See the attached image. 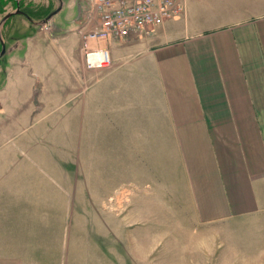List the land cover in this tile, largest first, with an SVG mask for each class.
Listing matches in <instances>:
<instances>
[{
	"label": "crops",
	"instance_id": "obj_1",
	"mask_svg": "<svg viewBox=\"0 0 264 264\" xmlns=\"http://www.w3.org/2000/svg\"><path fill=\"white\" fill-rule=\"evenodd\" d=\"M184 4L111 37L107 69L72 51L43 92L33 82L57 37L10 38L0 264H264V226L238 223L264 216V0Z\"/></svg>",
	"mask_w": 264,
	"mask_h": 264
},
{
	"label": "rangeland",
	"instance_id": "obj_2",
	"mask_svg": "<svg viewBox=\"0 0 264 264\" xmlns=\"http://www.w3.org/2000/svg\"><path fill=\"white\" fill-rule=\"evenodd\" d=\"M20 9L23 12H29L34 16L32 19L33 21H39L44 18L45 14L48 12H51L58 6V0H20ZM15 7L14 1L12 0H0V20L2 19L3 15H5L7 12L13 11ZM82 8L81 12H84V16L81 17L82 19L78 22H74V19L77 16L78 8ZM90 9L88 5L85 3L84 0H63V6L61 10L56 13L51 19L47 21V23H50V30L53 34V36L57 37V40L51 39L50 42H48L47 47L43 51V56L41 57V63L43 67V78L42 76H39V82L38 79H35L32 86V92H43L45 90V82L46 88L50 89L51 84L48 80L44 79L45 73L46 75H49L48 79L52 75H57L58 73H61L63 68L69 69L71 71V64H73V56L72 51H76V53L79 52V39L77 35V32L70 31V26L75 23L77 24V27H80V22L88 23L90 21ZM31 19V18H30ZM30 19L26 17L23 14H13L10 17L6 19V21L3 23L2 27L0 25V35L2 41L5 44V51L8 47V44H10V38L12 36H20V40H23L27 35L30 33H34L37 35L38 38L46 40L48 33H44L43 31L45 28L43 27L41 30V25L32 24ZM68 35L67 38V45H64V41L66 39L65 36ZM63 37V39H62ZM6 42H5V39ZM65 39V40H64ZM7 43V44H6ZM68 49L71 50L68 52ZM8 55V54H7ZM6 56V54H5ZM3 56V57H5ZM39 56V55H38ZM3 57L0 58V86L5 82V72H3V68L7 67L3 65ZM21 60V58L18 60V62ZM38 60L40 62V57H38ZM37 64V63H35ZM29 65H26L28 67ZM34 71V69H32ZM28 83L30 82V78H23L22 79V89H25ZM11 86L8 87V91L6 92H0V108L4 110V112L8 111L11 112L14 110L15 103L12 102L14 100V94L17 91H13ZM29 87V86H28ZM51 107L49 105H46V108L44 110H48ZM63 108L62 106H55L54 113H57L59 110ZM50 119L46 120L45 122L48 123ZM34 126L37 125L39 122L36 120L33 121ZM72 125H73V121ZM31 132L32 130H28ZM2 137H0V140ZM76 220L79 219L78 217H75ZM82 224H88V216H82L81 218ZM76 222V221H75ZM238 223H246L249 226L252 224H259L260 226H264V216L255 219V220H248V221H240ZM264 232V230H263ZM262 232V233H263ZM258 234V239H261ZM264 238V237H263Z\"/></svg>",
	"mask_w": 264,
	"mask_h": 264
},
{
	"label": "built area",
	"instance_id": "obj_3",
	"mask_svg": "<svg viewBox=\"0 0 264 264\" xmlns=\"http://www.w3.org/2000/svg\"><path fill=\"white\" fill-rule=\"evenodd\" d=\"M90 9L87 28L77 29L80 35V52L87 69H107L111 54L107 41L126 39L131 34L148 33L158 23L177 18L185 13L184 0H84ZM50 28L43 23L41 29Z\"/></svg>",
	"mask_w": 264,
	"mask_h": 264
},
{
	"label": "water",
	"instance_id": "obj_4",
	"mask_svg": "<svg viewBox=\"0 0 264 264\" xmlns=\"http://www.w3.org/2000/svg\"><path fill=\"white\" fill-rule=\"evenodd\" d=\"M58 6L52 10L51 12H49L43 19H41L40 21H33L35 24L37 25H41L45 22H47L49 19H51L56 13H58L63 5V0H58ZM13 14H23L26 15L23 11L20 10L19 7H16L15 10L7 12L1 19L0 21V25L3 21H5L8 17H10ZM0 43H1V51H0V57L5 53V44L2 41L1 37H0Z\"/></svg>",
	"mask_w": 264,
	"mask_h": 264
},
{
	"label": "flooded vegetation",
	"instance_id": "obj_5",
	"mask_svg": "<svg viewBox=\"0 0 264 264\" xmlns=\"http://www.w3.org/2000/svg\"><path fill=\"white\" fill-rule=\"evenodd\" d=\"M12 1H14V4H15V7H14L13 10H15L16 7H19V8H20V2H19L20 0H12ZM20 10H21V9H20ZM24 13H25V12H24ZM48 13H49V12H48ZM48 13H47V14H48ZM25 14H26L27 17H29V18H31V19L34 18V16H33L32 14H30L29 12H26ZM0 51H1V43H0Z\"/></svg>",
	"mask_w": 264,
	"mask_h": 264
},
{
	"label": "trees",
	"instance_id": "obj_6",
	"mask_svg": "<svg viewBox=\"0 0 264 264\" xmlns=\"http://www.w3.org/2000/svg\"><path fill=\"white\" fill-rule=\"evenodd\" d=\"M46 15H47V14H45V16H46ZM45 16H44V17H45Z\"/></svg>",
	"mask_w": 264,
	"mask_h": 264
}]
</instances>
